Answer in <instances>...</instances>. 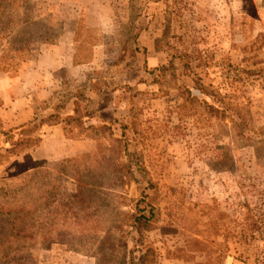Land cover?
Returning <instances> with one entry per match:
<instances>
[{"label":"rangeland","instance_id":"rangeland-1","mask_svg":"<svg viewBox=\"0 0 264 264\" xmlns=\"http://www.w3.org/2000/svg\"><path fill=\"white\" fill-rule=\"evenodd\" d=\"M3 1L11 10L0 16V76L13 80L55 40L69 10L56 18L45 2ZM165 1L163 66L143 64L135 46L113 50L99 72L109 82L62 84L37 105L36 119L47 121L65 108L63 93L78 95L67 126L87 131L65 136L77 154L18 155L11 145L33 120L0 118V210L32 201L31 223L45 218L51 228L49 241L38 232L23 246L10 234L16 213L0 212V264H131L149 248L153 264H264V0ZM139 59L141 73L128 70L123 84L119 63ZM88 87L125 110L93 124ZM45 127L30 137L43 141ZM35 169L42 174L20 181ZM141 212L153 214L151 231L133 226Z\"/></svg>","mask_w":264,"mask_h":264},{"label":"crops","instance_id":"crops-1","mask_svg":"<svg viewBox=\"0 0 264 264\" xmlns=\"http://www.w3.org/2000/svg\"><path fill=\"white\" fill-rule=\"evenodd\" d=\"M35 1L53 6L56 18L59 7H68V17L62 12L63 26L59 35L54 41L43 44L38 57L28 63L18 78L10 80L6 75L0 76V118L8 125L31 122L37 113V105L55 99L59 85L85 84L87 87L86 84L109 82L110 78L101 79L99 72L110 68L113 50H125V53L135 46L143 52L138 54L143 56V64L147 61V66L156 69L166 63L165 52L159 45L166 18L165 0ZM81 52L88 54L81 58ZM141 65L140 59L130 65L127 61L119 63L122 83H127L128 70L132 73L137 70L139 76ZM86 93L94 108L93 124L95 118L102 117L107 111L112 110L117 115L122 114L120 110H125L123 105L103 95V91L88 87ZM77 98V94L67 90L57 99L58 103L62 99L61 103L66 105L61 109L63 119L74 113ZM63 126L65 123L45 127L41 146L34 151L36 158L60 160L78 153L77 142L72 144L73 152L65 150L71 144Z\"/></svg>","mask_w":264,"mask_h":264},{"label":"trees","instance_id":"trees-1","mask_svg":"<svg viewBox=\"0 0 264 264\" xmlns=\"http://www.w3.org/2000/svg\"><path fill=\"white\" fill-rule=\"evenodd\" d=\"M3 2V3H2ZM11 10V7L3 0H0V16L1 14L9 13ZM87 113V112H86ZM38 116V113L35 114V118L33 119V122L29 123V125L20 127L21 133L19 134V138L15 143H13L11 146L13 149H17V154H21L25 152L27 149H33L36 147H39L41 145V139L30 137L32 133L35 132V129L37 126H54L59 125L61 123H65L66 127L64 128L65 136H67L70 139H79L82 136L80 135L83 131H87L86 128L79 129V132L77 135L73 134V131L68 129V121L77 119L76 116H78V109L74 110V113L72 115H68L66 118L63 119L62 112L60 110H54L48 120H38L36 119ZM86 116L83 117L85 119ZM39 123V124H38ZM33 128H32V127ZM28 127V128H25ZM34 169V168H32ZM42 172H40L38 169L34 170V172H31L27 174L24 178L20 179V181L26 180V178L31 177L34 178V176L41 175ZM28 184L26 186H21L20 190L24 191L27 188ZM43 194L42 196H44ZM8 207V206H5ZM8 209V208H7ZM36 205L33 204L32 201H29L27 203H24L20 206L18 210H10L5 213L2 210L0 212L2 214H5L7 216H10L12 214L16 213V217L13 219L12 225H11V236L15 239H20V243L23 246H29L31 245L32 241H34L35 237H37V233L39 232L42 238V242L49 241L50 237L48 233L50 231V227H48L46 219H41L40 222H38V227L31 223L30 218L34 216V211H36ZM154 216L151 214L150 216L139 213L134 214L131 216V220L133 221V226L136 227L139 233H143L144 231H151L153 229L152 223H153ZM37 230V232H35ZM154 254L155 252L149 248L147 249L146 253L142 254L138 260V262H135L134 260L131 261V264H153L154 263Z\"/></svg>","mask_w":264,"mask_h":264}]
</instances>
